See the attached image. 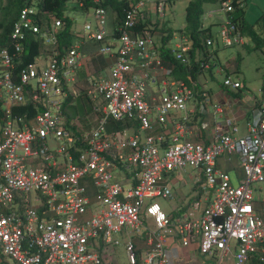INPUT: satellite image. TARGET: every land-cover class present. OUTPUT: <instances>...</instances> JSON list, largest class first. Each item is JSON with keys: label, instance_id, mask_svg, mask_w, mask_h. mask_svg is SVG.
I'll use <instances>...</instances> for the list:
<instances>
[{"label": "built area", "instance_id": "2783aa9c", "mask_svg": "<svg viewBox=\"0 0 264 264\" xmlns=\"http://www.w3.org/2000/svg\"><path fill=\"white\" fill-rule=\"evenodd\" d=\"M69 3L94 21L77 32L72 20L70 46H59L62 20L27 6L0 48V264H113L117 247L126 264H264V93L243 99L230 76L208 89L210 65L221 73L210 55L194 60L198 79H176L173 63L193 68L191 42L175 37L164 60L152 27L135 31L168 2L130 5L111 34L101 0ZM219 5L226 20L208 52L245 45L227 19L232 1ZM30 36L40 52L20 68ZM86 44L112 60L106 73ZM188 170L184 211L163 212L156 200H171Z\"/></svg>", "mask_w": 264, "mask_h": 264}, {"label": "rangeland", "instance_id": "374dc122", "mask_svg": "<svg viewBox=\"0 0 264 264\" xmlns=\"http://www.w3.org/2000/svg\"><path fill=\"white\" fill-rule=\"evenodd\" d=\"M6 0H2L4 3ZM171 1L167 14L161 20L157 21L159 24H163L169 28L174 35L183 29L185 26V9L188 0H141L140 3L143 7L152 10L156 3ZM242 6L245 11V21L252 27L256 35V39H253L249 35L243 36L244 46L232 47L226 49H218L215 51V57L217 59L216 66L221 69V73H216V68H211V73H205L200 79L208 89L214 93L220 91V84L225 76H230L232 79L237 80L241 83V98L257 99L264 93V0H241ZM74 6L71 3L67 4V10L65 16L75 22V30L80 31L82 25L85 22L90 23L94 26V21L90 15L87 17L83 12L74 10ZM204 17L203 24L208 27L212 25V30L217 35L218 28L226 20V15L220 11L219 4H206L203 7ZM208 12L212 13V18L208 17ZM114 15L111 12L105 14V29L108 34H111L114 29ZM176 38L178 35L175 36ZM173 38L169 42L171 47L176 40ZM157 35H155L156 42L158 41ZM92 59V54H88ZM239 60V61H238ZM238 61V62H237ZM112 60L109 58L95 57L92 59L90 66L95 67L98 74L106 73L108 67L111 65ZM236 70V72H235ZM83 72V69L80 70ZM79 71V72H80ZM82 105L88 106L84 99ZM80 100L78 103H80ZM89 107L87 112L89 113ZM69 116H73V110H68ZM77 113V112H74ZM84 109L81 106V111L77 114L82 116ZM92 117V116H91ZM85 126L88 123L82 122ZM192 172L188 170L185 174H182L181 181L175 183L173 189L174 195L171 200H156V203L160 206L163 212L169 213L184 203V197L187 199L193 193L191 188L194 184L192 179ZM116 176H121L120 174ZM194 176V174H193ZM114 181V179H112ZM264 210V206L260 207ZM114 262L113 264H126L122 247H117L113 250ZM222 264H231L233 259L231 255L223 258ZM213 263L211 259L204 258L201 256H190L188 264H201V263Z\"/></svg>", "mask_w": 264, "mask_h": 264}, {"label": "trees", "instance_id": "16d2710c", "mask_svg": "<svg viewBox=\"0 0 264 264\" xmlns=\"http://www.w3.org/2000/svg\"><path fill=\"white\" fill-rule=\"evenodd\" d=\"M70 0H6L4 3L0 0V48L9 46L8 36L11 32L12 26L14 22L17 20L20 11L25 7H34L37 10V15L35 18L39 21L48 22L49 15L60 19L64 22L65 27L64 30L59 37V46L60 47H68L73 42V36L71 34L72 20L65 16V12L67 10V4ZM141 0H101V8H103L106 12H111L114 19V29L116 26H119L124 18V11L130 6H135L140 3ZM226 0H188L186 9H185V26L183 29L179 30L176 35L184 36L187 38L192 44V50L190 52V58L192 64L196 59V56L203 61L207 56H212L214 60V64H216L217 59L215 57V51L218 49H214L211 52L204 47V42L207 39H214L216 35L212 33V25L205 27L203 24L204 17V5L206 4H220V2ZM234 10L227 15V19L240 30L242 35H249L253 39H256V35L252 30V27L249 26L245 21V11L242 7V3L240 0H231ZM168 4H171V1H167ZM92 7V4L86 5L84 9H88ZM74 10H78L84 12L79 8H74ZM148 26L152 27L151 33L153 36L157 35V40L161 44L160 51L162 53L164 60H170L169 52L170 49L167 47V44L176 36L174 33L167 28V26L163 24H159L155 22L152 24L149 20L144 21L136 27L135 31L143 30ZM113 29V31H114ZM115 36V35H114ZM40 52V43L34 40V37L30 36L29 40L23 44V49L20 54V65L19 67H23L26 64L33 62L34 58L38 57ZM87 54V53H85ZM100 57L96 53L92 54V59L95 57ZM91 59V61H92ZM201 62L202 60H198ZM239 61V60H238ZM237 61V62H238ZM172 63V62H171ZM174 65V76L176 79H185L186 75H189L193 79H198L200 76L199 67H196L193 64V68L191 71L187 72V68L183 67L180 64ZM212 65L210 67L212 68ZM92 67V66H91ZM92 69L96 72V68L92 67ZM211 73V70L207 71ZM236 72V70H235ZM84 71L79 72V77H84ZM23 109V108H22ZM37 111L34 109L31 111L30 117L34 116ZM113 125H108V131L112 130ZM120 128V127H118ZM196 188H193V191ZM181 211H184L186 205L184 203L179 204ZM250 264H263L260 263L256 258H253Z\"/></svg>", "mask_w": 264, "mask_h": 264}, {"label": "crops", "instance_id": "0c3cea01", "mask_svg": "<svg viewBox=\"0 0 264 264\" xmlns=\"http://www.w3.org/2000/svg\"><path fill=\"white\" fill-rule=\"evenodd\" d=\"M240 2H241V0H240ZM243 7V6H242ZM209 14H211V16H209V18H212V13L211 12H208V14L207 15H209ZM114 19H115V17H114ZM113 19V20H114ZM152 21V20H151ZM154 21V20H153ZM205 26V25H204ZM206 27V26H205ZM219 29V28H218ZM212 33H213V30H212ZM218 33V32H217ZM158 43H160L159 41H157ZM167 46L169 47V43L167 44ZM96 50H97V46L96 45H93V44H86V45H84L83 46V48H82V51L84 52V53H87V54H95L96 53ZM71 110V109H70ZM192 189H193V187L191 188V191H190V193L192 192ZM185 198V197H184ZM183 202V201H182ZM181 202V203H182Z\"/></svg>", "mask_w": 264, "mask_h": 264}]
</instances>
